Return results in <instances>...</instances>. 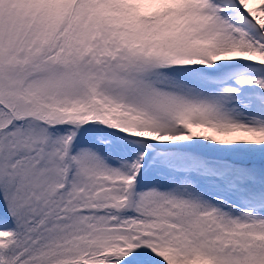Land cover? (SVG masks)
I'll list each match as a JSON object with an SVG mask.
<instances>
[{"label":"snow or ice","instance_id":"1","mask_svg":"<svg viewBox=\"0 0 264 264\" xmlns=\"http://www.w3.org/2000/svg\"><path fill=\"white\" fill-rule=\"evenodd\" d=\"M0 264H264V0H0Z\"/></svg>","mask_w":264,"mask_h":264}]
</instances>
